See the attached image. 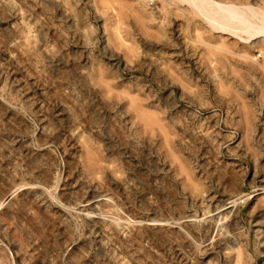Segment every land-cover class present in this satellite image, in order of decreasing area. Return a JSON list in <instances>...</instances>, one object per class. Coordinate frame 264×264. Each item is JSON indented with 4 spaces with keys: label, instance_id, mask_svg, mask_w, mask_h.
<instances>
[{
    "label": "rangeland",
    "instance_id": "1",
    "mask_svg": "<svg viewBox=\"0 0 264 264\" xmlns=\"http://www.w3.org/2000/svg\"><path fill=\"white\" fill-rule=\"evenodd\" d=\"M217 1L0 0V264H264V0Z\"/></svg>",
    "mask_w": 264,
    "mask_h": 264
},
{
    "label": "bare ground",
    "instance_id": "2",
    "mask_svg": "<svg viewBox=\"0 0 264 264\" xmlns=\"http://www.w3.org/2000/svg\"><path fill=\"white\" fill-rule=\"evenodd\" d=\"M181 1L188 3L190 6L196 8L201 14L205 16L207 21L211 23L217 22L216 25H220L221 29L238 35L240 34L238 33L239 29L237 28H242L243 30H246L250 26L247 25L248 23H251L250 19L252 18L254 11V10L253 11L250 10L253 7H248L250 8L249 9L250 12L248 13L247 10H245L244 6L237 5L235 3L225 2V1H217V0H181ZM238 23L241 25H238L237 27L236 25ZM259 32L257 33L255 32L253 35L258 34ZM235 202L236 200L228 202L227 204H231V205H228L227 208L234 206Z\"/></svg>",
    "mask_w": 264,
    "mask_h": 264
}]
</instances>
